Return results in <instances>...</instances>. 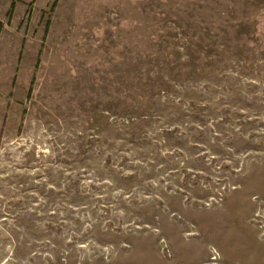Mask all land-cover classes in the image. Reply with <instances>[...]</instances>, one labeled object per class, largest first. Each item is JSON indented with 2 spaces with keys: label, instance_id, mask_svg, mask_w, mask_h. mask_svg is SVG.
I'll return each mask as SVG.
<instances>
[{
  "label": "rangeland",
  "instance_id": "1",
  "mask_svg": "<svg viewBox=\"0 0 264 264\" xmlns=\"http://www.w3.org/2000/svg\"><path fill=\"white\" fill-rule=\"evenodd\" d=\"M0 22V264H264V0Z\"/></svg>",
  "mask_w": 264,
  "mask_h": 264
},
{
  "label": "trees",
  "instance_id": "2",
  "mask_svg": "<svg viewBox=\"0 0 264 264\" xmlns=\"http://www.w3.org/2000/svg\"><path fill=\"white\" fill-rule=\"evenodd\" d=\"M2 30H3V25H2V23L0 22V36H1Z\"/></svg>",
  "mask_w": 264,
  "mask_h": 264
}]
</instances>
